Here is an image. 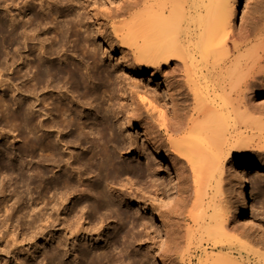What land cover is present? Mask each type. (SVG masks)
<instances>
[{
	"label": "rangeland",
	"instance_id": "rangeland-1",
	"mask_svg": "<svg viewBox=\"0 0 264 264\" xmlns=\"http://www.w3.org/2000/svg\"><path fill=\"white\" fill-rule=\"evenodd\" d=\"M26 1L15 0V4L21 7ZM80 1V9L72 10L70 0H57L58 12L48 21L43 15L44 8L35 4L38 20L31 24L29 12L26 17H19L20 13L12 7L11 14L20 19L15 22L19 29L13 31L8 27L13 22L10 14L0 6V20L11 34L6 43L0 42V81L4 80V86L0 85V188L4 191L0 200H5L12 208L8 213L2 208L0 215V264H63L67 260L64 254L55 260H51L50 255L54 251L64 253L60 247L62 238H73L76 220L81 215L87 226L88 217L95 220L94 224L102 219L105 223L101 236L91 237V247L84 243L80 246L77 239L67 242L71 264H84L83 252L93 253L92 246L97 248L104 243H108V251L125 258L122 264H157L154 255L150 254V261L141 258L145 248L143 236L139 234L141 227L130 230L128 222L130 219L140 221L146 213L143 204L135 205L131 200L134 195L140 201L150 196L161 209L168 208L172 201L167 196L155 199L154 188L145 187L143 180L125 170L145 166L140 128L148 104L153 102L164 107L172 118L173 110L182 109L186 104L191 107L192 100H185L187 83L180 77V72L166 75L165 71L155 73L143 68L132 60L133 50L115 37L109 25L103 27L102 33L99 31L92 11L98 14V22L102 23L106 10L111 7L107 2L111 0ZM114 5L118 6V3ZM139 12H142L140 6L116 21L128 22ZM79 15L85 23L83 28L74 27L72 21ZM255 24L264 25V0H240L237 28ZM121 46L130 53L128 62L132 67H124ZM45 51V60L40 63L38 56ZM26 62L28 66H25ZM38 64L45 74L49 69L70 64L79 72L86 87L75 84L68 76L50 75H45V81L41 80L43 83L37 85L31 77L37 79L42 74L34 67ZM18 72H22L24 80L18 79ZM19 107L27 109L23 121L15 120ZM64 111L66 115L62 117ZM71 115L76 118L74 126L60 118ZM41 122L46 126L51 123L54 127L40 130ZM105 126L110 127L106 136L115 142L111 150L122 166V172L113 179L98 176L89 166L92 153L100 150L90 142L94 136L89 133L92 128L96 131ZM82 134L88 143L83 142L84 139L81 141ZM32 140L44 144L50 142L56 154L33 151ZM257 161L264 159L258 156ZM244 169L238 166L234 175L224 176V194L215 199H223L224 205L231 206L238 226L224 237L234 250L223 254L234 260V264H264V181L256 179L247 183V189L254 188L259 192L256 208L252 210L248 207L247 189L238 179ZM167 184L169 188L172 185L169 176ZM90 185L93 187L89 188ZM186 186L185 195L191 200L192 182ZM97 192H101L106 206L92 213ZM48 201V208L43 210ZM8 215L10 220L3 225L2 221ZM128 230L131 235L121 240L128 246L115 244V232L123 231L124 234ZM208 252L212 253L211 250Z\"/></svg>",
	"mask_w": 264,
	"mask_h": 264
},
{
	"label": "bare ground",
	"instance_id": "bare-ground-1",
	"mask_svg": "<svg viewBox=\"0 0 264 264\" xmlns=\"http://www.w3.org/2000/svg\"><path fill=\"white\" fill-rule=\"evenodd\" d=\"M8 1L0 0V6L12 18L13 22L8 26L12 28L11 31L19 29L15 22L21 16L26 17V12L30 14V24L38 20L35 4L39 3L41 9L44 8L43 15L47 21L58 12L57 0H27L21 7L15 4V0L10 2L12 6ZM32 1H35L33 5ZM111 1L107 2L111 7L106 10L102 23L98 22V14L92 11L99 31L102 33L103 27L109 25L115 37L133 50L132 60L143 68L155 73L165 71L166 75L180 72V77L187 83L185 100H192L191 107L186 104L182 109L173 110L172 118L164 107L153 102L148 104L140 128L144 140L145 166L125 170L143 180L145 187L154 188L155 199L167 196L172 201L168 208L161 209L150 196L143 201L133 196L131 203L143 204L146 213L140 221L130 219L128 222L131 225L130 230L141 227L139 234L143 236L142 245L145 246L141 258L150 261V257L154 255L157 264H194L196 261L197 264H234V260L231 261L225 255L226 251H233L234 248L226 243L224 237L238 229L236 215L231 206L224 205L223 199H215L224 194V176L228 173L230 176L234 175L238 166L245 167L240 177L238 176L245 189L251 180L264 181V166H261L264 161H257L258 156L264 159V25L237 28V8L240 0ZM70 2L72 10L80 9V0ZM139 6L142 7V12L134 14L130 21H116ZM12 7L20 13L19 17L11 14ZM72 21L74 27L85 26L81 15ZM10 36V30H7L1 19L0 42L6 43ZM120 48L124 67H132L128 62L130 53L123 46ZM38 57L40 63L44 61L46 51L41 52ZM28 65L27 63L25 66ZM34 67L41 72V64ZM41 73L37 79L31 77V81H36L35 84L38 85L45 79V75L68 76L75 84L86 87L79 72L70 64L56 70L49 69L46 74ZM18 75V79L24 80L22 72H18ZM3 83L4 80L0 81L2 87ZM18 91L20 92L19 88ZM17 109L15 120H25L27 109ZM65 115L66 111L62 117ZM62 117L60 116L62 121L70 126L76 122L73 115L70 118ZM53 127L51 123L47 126L42 122L40 124V130ZM109 128L99 127L96 131L92 128L89 133L94 136L90 141L92 145L100 147L99 151H94L90 156L89 166L98 176L113 179L122 172V166L111 150L115 142L106 136ZM82 140L88 141L84 135ZM32 149L56 154L50 142L44 144L43 141L32 140ZM168 176L172 182L170 188L167 184ZM189 181L193 187L191 200L185 195ZM98 186L100 188V184ZM3 192L1 187L0 194ZM247 194L250 200L248 207L253 210L256 208L259 192L250 188L247 189ZM96 195L92 213L106 206L101 192ZM242 198L246 200L244 194ZM49 203H45L43 210L48 208ZM2 208L6 213L12 210L3 199L0 200V215ZM157 219L159 223L156 222ZM9 220L10 215L4 218L3 225H7ZM82 220L83 215L77 218V227L71 233V239H77L80 246L84 243L91 247V237L101 236L105 220L94 224L95 220L88 217V226L87 221ZM122 233L123 231L115 232V244H122L121 240L132 232L128 230ZM71 239L62 238L60 247L64 253L54 251L50 255L51 260L64 254L67 260L63 264H71L67 247V242ZM101 245L97 248L92 246L93 253L83 252L81 258L84 264L125 262L121 254L116 256L106 249L108 243ZM240 255L242 256V252Z\"/></svg>",
	"mask_w": 264,
	"mask_h": 264
}]
</instances>
